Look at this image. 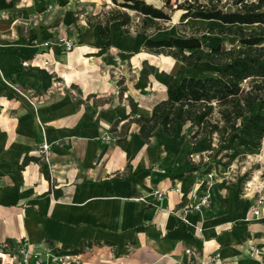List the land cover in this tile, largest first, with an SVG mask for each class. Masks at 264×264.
I'll list each match as a JSON object with an SVG mask.
<instances>
[{"label": "crops", "instance_id": "0c3cea01", "mask_svg": "<svg viewBox=\"0 0 264 264\" xmlns=\"http://www.w3.org/2000/svg\"><path fill=\"white\" fill-rule=\"evenodd\" d=\"M42 1L0 0V244L68 250L69 264H256L251 248L264 259V203L255 216L252 194L190 171L205 139L144 140L134 121L166 98L152 74L134 87L144 61L176 77L215 72L171 71L176 59L143 47L159 31L117 21L107 39L86 24L71 52L43 50L66 22H48Z\"/></svg>", "mask_w": 264, "mask_h": 264}, {"label": "trees", "instance_id": "16d2710c", "mask_svg": "<svg viewBox=\"0 0 264 264\" xmlns=\"http://www.w3.org/2000/svg\"><path fill=\"white\" fill-rule=\"evenodd\" d=\"M110 1L112 8L86 20L89 28L98 27L103 39L109 38L113 21L123 26L125 32L133 28L149 36L163 30L164 24L171 20L163 7L145 0ZM163 2L165 7H171L170 0ZM171 9L180 11L179 24L184 26L187 18L192 17L228 26L255 25L260 31L257 35L252 29L227 27L225 31L237 36L240 44L228 49L221 44L204 49L199 36L194 34L148 37L143 44L147 51L171 56L188 67L196 61H208L215 65V74L176 77L144 61L134 87L144 89L152 74L166 86V98L153 106L149 116L134 118L140 136L148 140L157 132L165 136L186 132L192 141L204 138L207 152L198 163L190 165V171L203 168L204 174L218 173L222 168L227 172L235 147L258 149L264 140V45H258L264 40V0H183ZM129 11L138 15L139 22H134ZM190 30L196 32L200 28ZM107 47L101 46L97 55L103 54ZM118 56L125 59L131 54L120 52ZM106 61L114 63L112 57H106Z\"/></svg>", "mask_w": 264, "mask_h": 264}, {"label": "rangeland", "instance_id": "374dc122", "mask_svg": "<svg viewBox=\"0 0 264 264\" xmlns=\"http://www.w3.org/2000/svg\"><path fill=\"white\" fill-rule=\"evenodd\" d=\"M157 7H163L170 15V22L164 24V29L156 33L153 38L161 39L170 35H198L201 45L204 49H209L221 44L224 48H233L240 46L238 37L228 34L226 25L216 20H205L189 17L186 21V26L179 24L180 11L174 10L177 3L183 0H170L171 7H165L163 0H145ZM43 9L45 10L44 16L50 17L48 22H59L63 19L66 25H62V34L73 37L75 34H80L86 28L87 17L100 13L103 15L106 11L114 5L110 0H43ZM226 2V0H222ZM228 6V4H226ZM232 8L231 6H228ZM55 10V11H54ZM56 12V13H53ZM133 17L134 22H139L138 15L129 11ZM150 21L149 17H146ZM220 22V23H219ZM233 30H253L254 34H260V31L255 25H229ZM200 28L199 31L192 32L190 29ZM264 28V27H263ZM76 43V42H75ZM258 45H264V40ZM171 71L185 74L203 75L213 72L215 65L208 61H197L189 68L184 67L176 62ZM179 62V61H178ZM185 65V64H184ZM230 168L224 172L220 168V172L214 174L212 177H223L227 185H233L241 194L246 192L252 194L255 202L259 199L260 204L264 203V140L258 149L251 150L250 148H237L235 147L232 156L229 160ZM226 173V174H225ZM262 198V199H261ZM250 207V210L252 208Z\"/></svg>", "mask_w": 264, "mask_h": 264}, {"label": "built area", "instance_id": "2783aa9c", "mask_svg": "<svg viewBox=\"0 0 264 264\" xmlns=\"http://www.w3.org/2000/svg\"><path fill=\"white\" fill-rule=\"evenodd\" d=\"M38 47L43 50L58 48L59 50L68 53L71 52L75 47V41L64 34L57 35L55 40H46L38 43ZM48 65V62H44ZM49 146L43 144L39 148V152L46 155ZM158 196L161 192H156ZM262 199V198H261ZM260 199L255 202L252 206L251 212L257 216L259 214ZM209 195H204L196 207L208 206ZM0 250L2 254L0 257V264H69L73 261L71 253L67 250L66 252H57L54 248L43 245L33 247L29 244L19 243L15 249H11L8 242L4 241L0 244ZM186 253H191L190 249H186ZM252 257L257 260L256 264H264V259H261L259 249L251 248Z\"/></svg>", "mask_w": 264, "mask_h": 264}, {"label": "bare ground", "instance_id": "6f19581e", "mask_svg": "<svg viewBox=\"0 0 264 264\" xmlns=\"http://www.w3.org/2000/svg\"><path fill=\"white\" fill-rule=\"evenodd\" d=\"M230 25H233V24H230ZM251 150H253L254 148H250Z\"/></svg>", "mask_w": 264, "mask_h": 264}]
</instances>
